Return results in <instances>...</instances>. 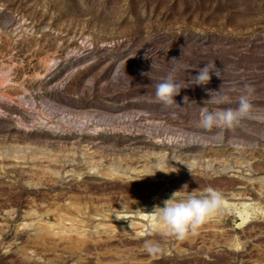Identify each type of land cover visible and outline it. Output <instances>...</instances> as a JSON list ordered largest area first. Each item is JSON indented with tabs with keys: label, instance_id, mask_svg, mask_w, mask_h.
Masks as SVG:
<instances>
[{
	"label": "rangeland",
	"instance_id": "rangeland-1",
	"mask_svg": "<svg viewBox=\"0 0 264 264\" xmlns=\"http://www.w3.org/2000/svg\"><path fill=\"white\" fill-rule=\"evenodd\" d=\"M211 61L220 79L182 89L181 108L156 99L170 71L187 82L198 73L183 65ZM241 95L250 118L199 126L202 107L235 108ZM17 146L36 151L0 160V264H264V217L239 227L222 209L183 240L114 220L184 185L180 197L211 187L264 209L260 180L242 178L264 182V0H0V153ZM149 153L167 155L162 178L105 177L116 164H149ZM175 155L201 162L186 171ZM59 217L92 233L52 234Z\"/></svg>",
	"mask_w": 264,
	"mask_h": 264
},
{
	"label": "clouds",
	"instance_id": "clouds-1",
	"mask_svg": "<svg viewBox=\"0 0 264 264\" xmlns=\"http://www.w3.org/2000/svg\"><path fill=\"white\" fill-rule=\"evenodd\" d=\"M173 61L179 60L173 58L171 62ZM182 67L187 72L195 70L198 74L191 77L187 82H177L176 72L173 69L162 78V82L154 85L156 99L166 108H181L176 103L175 97L180 95L182 89L190 87L189 85L193 82L197 86L207 85L213 74L220 79L221 70L217 69L215 61L204 64L202 68L189 65H183ZM213 93L218 92H209L208 95L211 96V99L208 102L213 101ZM220 101L231 103L228 97H220L217 102ZM183 102L184 104L189 102V98L185 96ZM251 109L252 105L247 95L239 97L238 105L235 108L209 110L207 107H202L200 109L199 126L208 131L232 128L241 120L250 118ZM187 188V185L183 186V190ZM183 190L174 192L170 198L163 201V207L156 206L149 214L154 220L162 222L166 229V235L174 236L179 240L186 239L189 235L198 234L199 229L204 224L222 211L224 202L222 193L211 187L201 194H197V190L187 191L184 193L183 198H180V193Z\"/></svg>",
	"mask_w": 264,
	"mask_h": 264
},
{
	"label": "bare ground",
	"instance_id": "bare-ground-1",
	"mask_svg": "<svg viewBox=\"0 0 264 264\" xmlns=\"http://www.w3.org/2000/svg\"><path fill=\"white\" fill-rule=\"evenodd\" d=\"M23 101H24L25 104L26 103L28 104V102H29V101H25L24 99H23ZM40 124L42 125L43 122L40 121ZM78 127L79 126H77L76 128H78ZM80 128H78V131H81V130H79ZM170 142L171 141L169 140L168 143H170ZM16 149L17 150H15V151L13 149V151L5 152L6 156H3V153L2 154L0 153V160L5 159V160H10L11 162H17L18 160L24 161L25 156H23V154L25 153V151H30L32 153H35V151H36L35 149H32V147H30V146H27V147H19V146H17ZM21 150H23V152ZM40 155L42 156V158L45 155H47L46 156L47 160H48L49 157H51L49 155V153L42 152V151L40 152ZM38 156H39V152H38V154H36L34 156H32V154H31L30 159L32 160V159H34V158H36ZM69 157L70 158H69L68 161L70 163H73V161L75 162V159H76L75 153H72L71 156H69ZM145 157H146V159H149V161H150V163L147 164V165H143V166H141L139 168L138 167H132V166H128V167L124 168V167H119V165L116 164V165L112 166V168H109L108 173H105L104 175L108 179L117 178V177L118 178L119 177H122V178L125 177V178H128V179H132L131 178L132 176H137V175H140V174L146 175V174L154 173V174H157L158 177L162 178V175H163L164 170L166 168L164 166V163H165V159H166L167 155L164 154V153H161V154L149 153L148 155H145ZM42 158H40V159H42ZM21 161L17 162V163H21ZM49 161L53 162L55 160L50 159ZM174 161L179 167H181L182 169L184 168L186 171H191V170L195 169V167L198 166L200 164V162H201L200 160L199 161L195 160V158L192 159L188 163L187 162H183L176 155L174 156ZM206 163H207L206 168L208 169L211 166V163H210V161H206ZM215 165H216V163H215ZM217 168L219 169V172H224L227 169H230L231 167L229 165H218ZM96 171L99 172L97 170V166L94 163H90L88 165V172L89 173H94ZM78 176H80V174ZM242 178L245 181V183H249V184L260 180L259 181V184H260L259 191H260L261 194H264V188L262 187L264 182H263L262 178H260V177L258 179H251V178H246V177H242ZM223 197H224V202H223V205H222V209H226L228 215H230V216L233 215L235 217V219L238 220L239 227H242L243 225H245V223L249 220V217L251 218V216H254V218H255V216L256 217L257 216L264 217V209L258 203L254 202L252 199L237 197L236 195L229 196V197L223 196ZM180 198H183V197H180ZM156 206L163 207V203H161L159 205H145V206L141 205V206L137 207L135 210H131L129 212H124V213L118 214L114 218V220L115 221H122L124 219L133 218V219H136V220L140 221L141 223L144 222L145 225H142V224L136 223V222H130L129 223L130 226L128 225L129 229L137 228V227H141L142 229H144V227H146L147 229H151V230H153L155 232H160L163 235H166V229H165L164 225L162 224V222H158V221L154 220V218L151 215H149V214L152 213L154 207H156ZM215 217H219V213ZM68 219L70 221L74 222V218H70L69 217ZM63 220H64L63 217H59L58 218V222L59 223H57L55 225H52V226H50L48 224L49 225V226L47 225L48 230L51 231V229L53 230L54 227H58L59 226L57 228V229H59V231H57L55 233L54 232L53 233L51 232V233L52 234H60V233L64 234L66 232H72L73 231L74 233H76L78 235H81L84 238H88L90 236L89 234L92 233L91 231L90 232L87 231V233L83 234V232H85L86 230L85 231L83 230V232H82L81 230H78V228H72V227L65 228L64 225H66V224L64 223ZM97 227H94V229H98ZM48 233H49V231H48ZM95 233L96 234L98 233L97 230H95Z\"/></svg>",
	"mask_w": 264,
	"mask_h": 264
}]
</instances>
